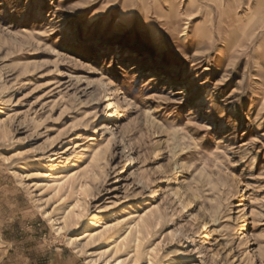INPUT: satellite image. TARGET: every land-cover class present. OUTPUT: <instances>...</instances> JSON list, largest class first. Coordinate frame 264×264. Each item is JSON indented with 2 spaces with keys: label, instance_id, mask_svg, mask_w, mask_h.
<instances>
[{
  "label": "rangeland",
  "instance_id": "obj_1",
  "mask_svg": "<svg viewBox=\"0 0 264 264\" xmlns=\"http://www.w3.org/2000/svg\"><path fill=\"white\" fill-rule=\"evenodd\" d=\"M248 6L0 0V264H264V26L223 41Z\"/></svg>",
  "mask_w": 264,
  "mask_h": 264
},
{
  "label": "bare ground",
  "instance_id": "obj_2",
  "mask_svg": "<svg viewBox=\"0 0 264 264\" xmlns=\"http://www.w3.org/2000/svg\"><path fill=\"white\" fill-rule=\"evenodd\" d=\"M211 1L216 5V8L219 10L220 13L219 15L224 17L225 23L227 22L228 25H231L232 22L234 21V17L237 15V14L234 15V13L236 12L235 11L236 7H234V5L235 3L238 2V0H227L228 5H226L225 0H211ZM196 2L197 0H186L185 4L182 3V12L179 13L176 8V3L173 0H167L166 17L168 18L167 19L168 25L176 29L178 24L179 14L190 15L193 11V7L196 4ZM255 17H256V11L253 10V6H248L247 12H245L244 16L239 17L237 19V24L241 26V31L238 32L236 31V29L231 30V32L223 39L225 43V50L227 53H231L235 49L237 44H239V42L243 37L250 36L252 34V31H254L257 27L264 26V11H260V16L257 19H255ZM218 29H220V27L217 28V30ZM206 32L209 33L210 36H212L214 34L213 25L207 26L206 28H200L198 25H196L193 27L191 35L194 39H198ZM181 35H183V33ZM75 174L76 173L73 171L66 173H64V171L60 172L57 176H54V180H52L53 183L51 184V186L55 190H60L64 184L74 181ZM66 219H68V217H66ZM127 220L128 218L121 215V217H119V219L117 220V224L127 225V227H129L130 229L137 227V225L139 224L138 222H133V220H131V222L129 221L130 219L128 221ZM111 227H112L111 224H104V230L110 231ZM91 234L92 233L90 232H85L83 236L91 237ZM114 264H119V262H115Z\"/></svg>",
  "mask_w": 264,
  "mask_h": 264
},
{
  "label": "crops",
  "instance_id": "obj_3",
  "mask_svg": "<svg viewBox=\"0 0 264 264\" xmlns=\"http://www.w3.org/2000/svg\"><path fill=\"white\" fill-rule=\"evenodd\" d=\"M4 257V256H3Z\"/></svg>",
  "mask_w": 264,
  "mask_h": 264
}]
</instances>
